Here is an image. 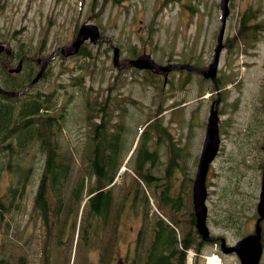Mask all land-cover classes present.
Here are the masks:
<instances>
[{
  "label": "rangeland",
  "instance_id": "obj_1",
  "mask_svg": "<svg viewBox=\"0 0 264 264\" xmlns=\"http://www.w3.org/2000/svg\"><path fill=\"white\" fill-rule=\"evenodd\" d=\"M219 2L220 0H0V38L4 43L9 41L15 51L27 52L31 56H48L58 46L68 44L82 23L93 22L99 25L102 34L109 36L113 44L120 48L122 59L147 51L159 63L187 62L197 67H208L221 23ZM250 7L258 10L257 18L250 23H264V0H230L231 13L227 20L225 39L233 37L240 27L241 13ZM250 32L255 33V37L252 34L250 36ZM86 46L90 54L55 58L47 75L30 90L31 94L55 91L56 112H64L58 139L61 157L69 159L72 165L67 191L80 173L87 174L91 171L88 158L93 154L94 143L91 138L92 126L87 118V105L90 102L95 108L101 107L105 103L106 94L111 91L114 95L113 105H118L117 94L122 93L128 98V108L132 111L121 138L120 158L129 159L140 148H152L149 140H157L161 136L159 134L155 137L157 122L153 114L142 106L145 104L153 109L156 97L165 110L164 113H167L165 118L170 114L180 116L183 120L185 114L187 117L192 116L190 120L193 128L190 120L187 123L192 130L189 142L190 145L193 143L192 152H200L206 116L215 93L207 99L196 98L213 91L212 81L196 70L173 69L167 83L158 74L151 76L145 70H118L113 63V48L110 43L93 44L87 41ZM263 61V29L256 32L248 29L246 35L241 36L238 42L234 41L232 47H224L220 58L218 75L225 86V102L221 108L226 115L221 155L214 160L209 171V225L213 233L225 234L231 241L237 234L238 237L244 236L255 227L253 219L257 214L260 185L255 183L254 175L259 174L257 149L262 131L257 139L253 137L248 109L254 65L258 64L260 68ZM33 67L35 70L39 68L35 63ZM25 73L26 70L22 69L9 76L8 80L23 83ZM150 78H158L157 91L147 86L145 80ZM152 81L156 83V79ZM29 95L30 93L27 96ZM165 124L170 126L168 122ZM181 125L185 127L186 123ZM260 130L261 127H258V132ZM193 133L196 136L195 142ZM162 137L166 139L165 136ZM162 148L165 151L166 146L162 145ZM17 154L21 158L13 160V163L17 162L15 168L0 176V196L7 194L8 199H13L15 186L23 190L22 197L16 200V207L12 206L3 220L0 219V254L6 256L10 264H43L42 226L34 208V193L44 170L45 165L41 164V159L45 155L36 154L34 157L35 153L26 155L25 151ZM197 162L198 155L196 157L195 154L186 161L188 175L191 170L192 176L195 175ZM166 163V160H157L152 172L157 176L164 174ZM18 166L24 171L20 172ZM126 166L124 171L120 170L112 188L115 195L114 210L108 228H91L88 232V244L85 245L82 235L85 227H89L91 211L89 206L83 211L80 208L76 229L72 228L74 233L80 232L78 253L75 254L73 250L67 258L65 250L56 248L53 264H114L119 257L132 264H144L148 254L147 247L152 240L155 218L160 217L159 215L170 217L172 214L183 219L179 225L180 234H183L184 229L187 230L186 219L192 210V199L190 191L188 194L184 192L186 174L173 168L169 175L171 178H164V186L161 181L159 186L141 180L146 201L140 197L136 208H132L130 201L126 209L121 211V198L135 182L133 172L137 173L133 158L127 161ZM30 167L32 169L27 172ZM25 175H28L26 179L23 178ZM89 181H92L91 175ZM165 188L173 198L180 197L179 210L172 208V211L170 204H165L162 200L161 191ZM17 196H20L19 192ZM117 215L120 218L115 226L113 220ZM231 218L242 220L240 230L226 225ZM75 219L73 212L71 221ZM53 242H57L56 239ZM75 243L76 240L69 241L66 244L67 251H71ZM210 247L207 252L216 251ZM235 255L231 253L225 257L231 262ZM200 263H203L202 258Z\"/></svg>",
  "mask_w": 264,
  "mask_h": 264
},
{
  "label": "trees",
  "instance_id": "obj_2",
  "mask_svg": "<svg viewBox=\"0 0 264 264\" xmlns=\"http://www.w3.org/2000/svg\"><path fill=\"white\" fill-rule=\"evenodd\" d=\"M253 10L244 11L240 18V27L238 34L226 40L227 44L233 46L235 40L242 36L247 29H250V19L253 15ZM259 26V25H256ZM6 48L12 50L9 56H6L5 51L0 53V84L11 90L23 89L26 85H15L9 82L8 77L12 74L8 71L9 66H13L20 57L12 48L9 41L5 42ZM79 53L90 54L86 45H82ZM24 66L27 72V80H30L33 73L32 58H29L25 53ZM43 59L45 55H40ZM39 65V64H38ZM24 68V67H23ZM48 71V70H47ZM27 94V93H26ZM7 97L0 93V176L6 170H12V161L15 155L20 152H28L31 148L38 146L40 152L46 153L44 170L40 177V183L35 193L34 206L39 212L38 215L42 219L43 224V260L44 264H52L53 248L59 247L64 249L69 241L73 240L76 229L77 217L82 199L84 198L85 176L81 175L71 183L69 191L67 187L71 177V162L60 157L58 132L61 128L60 119L63 117V112L56 114L57 101L55 92L46 94V100L41 93L30 94L29 96ZM26 96V99L20 103V99ZM91 103L89 107L91 108ZM105 122L97 125L94 140V157L92 158V172L96 177V183L87 185V192L90 194L93 190H101L114 180L119 162L107 155L106 149V134ZM39 161V160H38ZM40 162V161H39ZM148 181V178L145 177ZM11 189V188H10ZM18 188L13 190V196ZM106 191H98L94 198H89L87 205L90 211H95L98 218H104L105 207L103 206L106 196ZM163 201L167 203L169 196L166 190ZM92 204V206H90ZM13 206V199H8L7 194L0 196V219L3 220ZM75 212L76 219L71 221V217ZM91 216V215H90ZM103 221V222H102ZM96 219V222H89V227H85L84 237L87 239L88 232L96 226L100 228L106 223V219ZM164 221V220H163ZM162 221L161 233L162 239H167L171 235L175 243V253L159 257L160 261H165V264H185V250L192 246L196 240L194 235V227L189 225V231L182 237H179L174 227ZM63 234H65L63 238ZM71 234V238H69ZM57 237V242L53 240ZM180 246L182 247L180 249ZM155 246H152L149 255V262H155ZM173 255V263L170 262V257ZM68 258V257H67ZM67 260V259H66ZM0 264H10L6 256L0 254Z\"/></svg>",
  "mask_w": 264,
  "mask_h": 264
},
{
  "label": "flooded vegetation",
  "instance_id": "obj_3",
  "mask_svg": "<svg viewBox=\"0 0 264 264\" xmlns=\"http://www.w3.org/2000/svg\"><path fill=\"white\" fill-rule=\"evenodd\" d=\"M258 64L254 65V71L252 76V86H251V100L249 105V123L251 124L253 137L256 139L259 136V133L262 131V136L259 139L258 149H257V165H258V172L259 174L254 175L255 179L260 183L261 181V175L263 170V163L262 160L264 159V61L260 64L261 67L259 68L257 66ZM261 78H263L261 80ZM260 81V82H259ZM221 82V80H220ZM220 82H218L220 86ZM155 86V84H153ZM225 89V86L220 87V92L217 93V95L211 100L210 107L212 109V103L217 100V98H220V101H216V106L218 108V113L220 115L219 119V133L221 137V142L223 141L222 132H224L223 123L225 121L224 115H226L225 110L221 108V105L225 102V94L223 90ZM110 93L106 94L105 99V134H106V149H107V155L115 160H123L124 158L119 157V149H120V143L121 138L125 130V126L127 123L128 118L132 115V111L129 110L128 106L123 104L124 103V96L122 93L117 94V101L118 105H113V98L114 95ZM155 106L153 109H151L148 105H142L144 109L151 112L153 114V117L155 118L157 125L155 127V137H158L159 134L161 136L156 140L155 138L149 140L152 142V148H140L134 152L130 159H134V166H137L139 171L141 172L143 177L148 178L150 182H152L154 185H156V179L157 175L152 172L153 167L155 166L157 160H166L170 162L169 165V172L172 171L173 167L182 170L186 174V184H185V193L188 194L192 187L193 177H192V170L190 171L191 174L188 175V170L186 171V161L189 160L190 156L194 154V152L191 151L192 144L190 145L189 139L192 136V130L187 125L188 121L191 119V117H187L185 114L183 120L180 116H172L171 114L167 116L168 118H165V110H163V107L161 104H159L158 98L156 97L155 100ZM157 105V106H156ZM116 113V114H113ZM206 119H208V114L206 116ZM161 120V123L159 121ZM102 121V120H101ZM168 122L170 126L168 127L165 123ZM193 128V123L190 120ZM182 124L186 123L185 127H182ZM258 127H261V130L258 132ZM165 136L166 139H164ZM162 145H165V151H163ZM160 148L162 151L160 152ZM199 152H197L198 154ZM201 154V150H200ZM221 155V149L219 147V151L216 155V158ZM178 162V163H177ZM98 191L101 190H95L93 194L94 196L97 195ZM133 194V195H132ZM106 197V200L103 203V206L105 207L106 211V227H107V219L112 215L113 213V206H114V199L115 195L113 193V190L110 189L105 192L104 194ZM132 195V197H131ZM142 198L144 201H146V195L142 193V187L138 183V180L135 178V182L128 188V193H125L123 197L121 198L122 205L119 209H126L127 205L131 201L132 208L135 204L138 203V198ZM170 206L169 208L173 211L172 208H175L172 205L171 202H169ZM190 219L193 220V217L190 216ZM180 222H182V218H179ZM196 221V216L194 218ZM187 221V219H186ZM242 220L237 223L233 228L236 230L241 225ZM108 228V227H107ZM162 229V219L161 217L155 218L154 223V231L152 235V240L149 246L147 247L148 256L145 260L144 264H148L149 262V255L151 253L152 246H155L154 252H155V262L157 264H165V261L161 262L159 257L161 255L167 256L171 253H175L176 246L173 242L171 235H168L167 239H162L163 234L161 233ZM197 229V227H196ZM198 230V229H197ZM198 233V231H197ZM212 233V231H211ZM199 234V233H198ZM111 235V232H110ZM213 236H220L225 237L223 234L220 233H212ZM226 238V237H225ZM227 239V238H226ZM228 240V239H227ZM260 241L262 246H264V225L262 224V232ZM195 247L197 249L203 250L207 244L201 243L200 238L198 237L196 242L194 243ZM214 245V246H213ZM213 248L217 250H221V239L218 238L216 241L212 242ZM235 259L231 261V264H245L243 259L239 257L237 253H235ZM225 255H223V261L222 264L225 262ZM256 259V257H254ZM174 257L173 255L170 257V262L173 263ZM251 264H264V250H262L261 254L258 257V262L254 260Z\"/></svg>",
  "mask_w": 264,
  "mask_h": 264
},
{
  "label": "water",
  "instance_id": "obj_4",
  "mask_svg": "<svg viewBox=\"0 0 264 264\" xmlns=\"http://www.w3.org/2000/svg\"><path fill=\"white\" fill-rule=\"evenodd\" d=\"M221 8H222V25L218 33L217 37V44L214 49L213 59L208 69H203L201 67H197L188 63L184 64H166L162 65L155 61V59L149 53H142L139 56L131 59L129 61L130 65H136L138 67L144 68H154L156 71L163 70L165 75L171 70L172 68H188V69H196L202 72L206 77H212L214 80L216 78V73L219 64L220 52L223 47V37H224V30L226 25V19L230 12L229 8V0H221ZM90 38L93 42H98L100 40H110L107 36H102L100 33V29L97 24L94 23H84L78 30L76 38L68 45L59 46L56 51L47 57L44 62L41 70L36 74L33 81L23 90L29 89L33 82L37 81L43 74L44 70L46 69L49 61L60 52L64 55H70L77 53L83 44V42ZM4 49V45L0 43V51ZM10 53V51H7ZM41 61V59H38ZM114 63L117 66H121L120 58H119V48H114V56H113ZM22 62H20L19 66L14 68L15 70H19L21 68ZM23 91H11L6 90L0 87V92L8 94V95H16L20 94ZM220 137L218 132V115L217 109H213L210 113L206 138L204 141V147L202 150V154L200 157L198 171L194 182L193 188V201H194V209L195 214L197 216V223L198 228L201 234L203 235L204 239H212L208 225L206 223L207 219V205H206V196H207V188H206V176L209 168L210 162L215 157L218 147H219ZM258 212L260 217L258 219L256 234H250L239 240L235 245L227 246L225 240H222V248L226 252H230L236 250L240 253L241 258L245 262V264H251L254 262H258V257L261 253V246L256 244L255 242H259L257 240V236L260 234L261 226L260 221L264 216V169H263V177H262V190L260 193V200L258 203ZM256 257V259L254 258ZM115 264H129L125 263L123 259H119Z\"/></svg>",
  "mask_w": 264,
  "mask_h": 264
},
{
  "label": "bare ground",
  "instance_id": "obj_5",
  "mask_svg": "<svg viewBox=\"0 0 264 264\" xmlns=\"http://www.w3.org/2000/svg\"><path fill=\"white\" fill-rule=\"evenodd\" d=\"M209 260H210L209 264H220V259H219V257L216 256V254L215 255H211L209 257Z\"/></svg>",
  "mask_w": 264,
  "mask_h": 264
}]
</instances>
